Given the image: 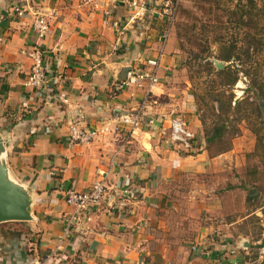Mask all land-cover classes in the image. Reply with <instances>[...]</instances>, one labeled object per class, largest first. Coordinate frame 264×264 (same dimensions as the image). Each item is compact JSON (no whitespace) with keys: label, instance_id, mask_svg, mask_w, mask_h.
Listing matches in <instances>:
<instances>
[{"label":"crops","instance_id":"crops-1","mask_svg":"<svg viewBox=\"0 0 264 264\" xmlns=\"http://www.w3.org/2000/svg\"><path fill=\"white\" fill-rule=\"evenodd\" d=\"M131 1L0 0L2 157L10 180L28 194L31 215L29 221L0 224V264L181 263L171 249L184 231L179 227L188 231L191 220L181 218L186 204L170 200L169 184L181 173L223 171L233 155L210 157L204 150L195 135L201 122L192 98L173 73V58L164 54L145 119L165 125L170 114L181 117L195 135L191 149L177 148L146 122L131 133L119 123L142 96L115 88L128 68L156 56L162 29L150 12L135 21ZM15 9L25 10L24 16L16 18ZM34 13L50 17L40 41L31 30ZM114 21L126 25L121 37ZM34 44L44 53L49 90L24 87L30 70L24 52ZM75 123L101 131L88 145L70 144ZM109 169L104 200L81 213L64 235L73 214L65 192L87 190L98 172ZM203 239L199 234L195 242L208 248ZM211 251V264L222 258L244 264L218 247Z\"/></svg>","mask_w":264,"mask_h":264},{"label":"rangeland","instance_id":"rangeland-1","mask_svg":"<svg viewBox=\"0 0 264 264\" xmlns=\"http://www.w3.org/2000/svg\"><path fill=\"white\" fill-rule=\"evenodd\" d=\"M163 54L173 58V73L192 98L204 150L210 157L233 155L223 171L181 173L169 184L170 200L186 204L178 213L191 220L188 231L179 227L184 231L171 250L180 264H211L191 250L204 233L210 250L264 264V97L249 89L256 79L264 92V0H181ZM226 54L231 61L222 60ZM215 62L228 67L226 76ZM235 76V83L225 84ZM221 126L222 138L207 144L211 130Z\"/></svg>","mask_w":264,"mask_h":264},{"label":"built area","instance_id":"built-area-1","mask_svg":"<svg viewBox=\"0 0 264 264\" xmlns=\"http://www.w3.org/2000/svg\"><path fill=\"white\" fill-rule=\"evenodd\" d=\"M181 0H132L128 3L133 8V19L142 20L147 12L158 17L162 22V29L158 37V50L154 58L145 59L143 67L128 68L125 77L120 81L116 90L132 88L142 96L141 103L132 112L122 116L119 123L128 127L131 131L137 129L141 124L154 126L158 129V134L166 138L171 144L182 150H190L192 142L195 139L194 133L188 128L185 121L174 115H169L165 125L158 123L155 119H145V105L152 95L153 87L158 84L157 69L159 68L160 59L171 35L174 22L177 18L179 4ZM25 14L23 9H15V17L22 18ZM31 21V30L37 40H43L50 29V17L44 14H33ZM136 23V22H135ZM112 27L117 35L121 37L124 34L126 25H121L118 21L112 23ZM146 30V29H145ZM119 41V39H117ZM24 54L30 60V70L24 81V87L30 90L43 91L49 90L46 71L44 68V53L37 44L31 45ZM101 130L82 127L79 124H72L67 136V141L75 145H88L94 141ZM110 169L97 173L96 181L85 191L78 192L69 189L64 194V201L67 206L73 209V214L67 221L64 229V235L70 231L74 221L86 210L100 205L107 194V180ZM196 256L205 259L212 257V251L204 248L199 241L191 247ZM167 264H172L168 262ZM214 264H237L234 260L222 258Z\"/></svg>","mask_w":264,"mask_h":264},{"label":"water","instance_id":"water-1","mask_svg":"<svg viewBox=\"0 0 264 264\" xmlns=\"http://www.w3.org/2000/svg\"><path fill=\"white\" fill-rule=\"evenodd\" d=\"M218 70L223 69V63H214ZM3 145L0 138V154ZM31 219L30 199L19 185L10 180L2 157L0 159V224L5 222H24Z\"/></svg>","mask_w":264,"mask_h":264},{"label":"trees","instance_id":"trees-1","mask_svg":"<svg viewBox=\"0 0 264 264\" xmlns=\"http://www.w3.org/2000/svg\"><path fill=\"white\" fill-rule=\"evenodd\" d=\"M233 52V51H232ZM233 56L229 55V54H226L223 56L222 60L225 61V62H229L231 61ZM228 67H225L223 70L221 71H218L217 73L219 75H225V72L227 71ZM245 74H248V72H245ZM237 81V77H233L232 79H225V84L227 83H235ZM258 83H256V79L255 80H251V86H249V89H253L254 90V94L256 93L258 95V98H261V97H264V92H263V88L261 85L257 86ZM231 104H232V101L230 100L229 103H228V109L231 108ZM238 103L236 104L235 102V106H237ZM261 110L258 109V112H260ZM223 126L221 127H214L211 132H210V135L206 137L205 139V142L207 144L209 143H212L213 141L217 140V139H221L222 136H223Z\"/></svg>","mask_w":264,"mask_h":264},{"label":"bare ground","instance_id":"bare-ground-1","mask_svg":"<svg viewBox=\"0 0 264 264\" xmlns=\"http://www.w3.org/2000/svg\"><path fill=\"white\" fill-rule=\"evenodd\" d=\"M0 159L2 160V154H0Z\"/></svg>","mask_w":264,"mask_h":264}]
</instances>
